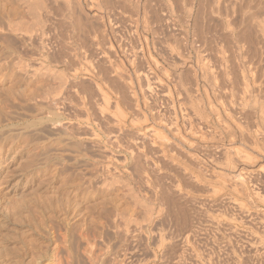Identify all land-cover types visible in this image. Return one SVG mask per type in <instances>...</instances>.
<instances>
[{"label":"rangeland","instance_id":"obj_1","mask_svg":"<svg viewBox=\"0 0 264 264\" xmlns=\"http://www.w3.org/2000/svg\"><path fill=\"white\" fill-rule=\"evenodd\" d=\"M215 3L0 0V264H264V0Z\"/></svg>","mask_w":264,"mask_h":264},{"label":"bare ground","instance_id":"obj_2","mask_svg":"<svg viewBox=\"0 0 264 264\" xmlns=\"http://www.w3.org/2000/svg\"><path fill=\"white\" fill-rule=\"evenodd\" d=\"M41 1H42V0H41ZM43 1H44V0H43ZM130 1H131V0H130ZM172 1H173V0H172ZM208 1H209V0H208ZM213 1H214V0H213ZM217 1H218V0H216L215 5L217 4ZM226 1H228V0H226ZM13 2H14V1H13ZM19 2H20V4L22 3L21 1H19ZM55 2H56V1H55ZM66 2H67V0H66ZM122 2H123V1H122ZM200 2H201V1H200ZM211 2H212V1H211ZM221 2H222V0H221ZM224 2H225V1H224ZM29 3H30V2H29ZM42 3H44V2H42ZM57 3H58V2H57ZM96 3H97V2H96ZM133 3H134V2H133ZM196 3H197V2H196ZM31 4H32V3H31ZM118 4H119V1H118ZM176 4H177V3H176ZM199 4H200V3H199ZM224 4H226V3H224ZM16 5H17V4H16ZM64 5H65V4H64ZM124 5H125V4H124ZM220 5H221V4H220ZM226 5H227V4H226ZM21 6H22V5H21ZM32 6H34V4H33ZM114 6H115V5H114ZM207 6H208V5H207ZM216 6H217V5H216ZM216 6H215V7H216ZM218 6H219V5H218ZM227 6H228V5H227ZM244 6H245V5H244ZM27 7H30V6H27ZM120 7H121V6H120ZM136 7H137V6H136ZM144 7H145V6H144ZM191 7H192V6H191ZM205 7H206V6H205ZM210 7H211V6H210ZM215 7H213V8H215ZM219 7H220V6H219ZM219 7H218V8H219ZM247 7H248V6H247ZM31 8H32V7H31ZM31 8H30V10H32L34 7H33L32 9H31ZM42 8H43V7H42ZM66 8H67V7H66ZM121 8H122V7H121ZM125 8H126V7H125ZM188 8H189V7H188ZM199 8H200V7H199ZM223 8H224V7H223ZM227 8H228V7H227ZM34 9H36V8H34ZM38 9H39V8H38ZM136 9H137V8H136ZM206 9H208V11H209V8H208V7H207ZM210 9H211V8H210ZM216 9H217V7H216ZM109 10H110V9H109ZM141 10H142V9H141ZM185 10H186V9H185ZM189 10H190V9H189ZM195 10H196V9H195ZM211 10H212V9H211ZM221 10H222V9H221ZM225 10H226V8H225ZM227 10H228V9H227ZM227 10L225 11L226 13H227ZM149 11H150V10H149ZM217 11H219V13H221L223 10L220 12V10L217 9ZM37 12H38V11H37ZM43 12H44V11H43ZM47 12H48V11H47ZM49 12H51V11H49ZM109 12H110V11H109ZM116 12H117V11H116ZM130 12H131V11H130ZM142 12H143V11H142ZM181 12H182V11H181ZM198 12H199V11H198ZM198 12H197V13H198ZM212 12H214V11L212 10ZM225 12H224V13H225ZM247 12H248V11H247ZM25 13H26V12H25ZM29 13H30V12H29ZM29 13H28V14H29ZM112 13H113V12H112ZM117 13H118V12H117ZM151 13H152V11H151ZM158 13H159V12H158ZM161 13H162V12H161ZM241 13H242V12H241ZM3 14H4V13H3ZM23 14H24V13H23ZM119 14H120V13H119ZM159 14H160V13H159ZM166 14H167V13H166ZM186 14H187V13H186ZM217 14H218V13H217ZM237 14H238V13H237ZM106 15H107V14H106ZM188 15H189V14H188ZM208 15H209V14H208ZM221 15H223V14H221ZM226 15H227V14H225L224 16H226ZM40 16H41V15H40ZM64 16H65V15H64ZM94 16H95V15H94ZM96 16H97V15H96ZM143 16H144V15H143ZM152 16H153V15H152ZM227 16H228V15H227ZM249 16H250V15H249ZM43 17H44V16H43ZM106 17H107V16H106ZM106 17H105V18H106ZM117 17H118V16H117ZM251 17H252V16H251ZM18 18H19V17H18ZM39 18H40V17H39ZM112 18H113V17H112ZM118 18H119V17H118ZM144 18H145V17H144ZM214 18H215V17H214ZM217 18H218V17H217ZM226 18H227V17H226ZM8 19H9V18H8ZM68 19H69V18H68ZM150 19H151V18H150ZM166 19H167V18H166ZM2 20H3V19H2ZM9 20H10V19H9ZM38 20H40V19H38ZM41 20H42V19H41ZM113 20H114V19H113ZM117 20H118V19H117ZM163 20H164V19H163ZM169 20H170V19H169ZM171 20H172V19H171ZM205 20H206V19H205ZM208 20H209V19H208ZM226 20H228V19H226ZM245 20H246V19H245ZM5 21H7V20H5ZM13 21H14V20H13ZM16 21H17V20H16ZM16 21H14V23H15ZM33 21H34V20H33ZM33 21H32V22H33ZM143 21H144V20H143ZM155 21H156V20H155ZM192 21H193V19H192ZM194 21H195V20H194ZM196 21H197V20H196ZM200 21H201V20H200ZM200 21H199V22H200ZM212 21H213V20H212ZM224 21H225V19H224ZM248 21H250V20H248ZM26 22H27V21H26ZM44 22H45V21H44ZM106 22H108V21H106ZM131 22H132V21H131ZM169 22H170V21H169ZM174 22H175V21H174ZM226 22H227V21H226ZM228 22H229V21H228ZM228 22H227V24H228ZM239 22H240V21H239ZM9 23H10V22H9ZM38 23H39V22H38ZM53 23H54V22H53ZM55 23H56V22H55ZM118 23H119V22H118ZM133 23H134V22H133ZM152 23H153V22H152ZM176 23H177V21H176ZM196 23H197V22H196ZM218 23H219V22H218ZM248 23H249V22H248ZM257 23H258V21H257L256 23H254V25L258 26L257 28H259V25H260V28H259V29H260V32H262V29H263V31H264V19L259 21V25H257ZM6 24H7V23H6ZM10 24H12V23H10ZM10 24H8V26H6V27H7L8 29L12 30V31H17V28H18V27H17V28H16V27L14 28V27H13L12 25H10ZM49 24H50V23H49ZM131 24H132V23H131ZM148 24H149V23H148ZM148 24H147V25H148ZM167 24H168V23H167ZM199 24H200V23H199ZM199 24H198V25H199ZM223 24H224V23H223ZM223 24H222V25H223ZM227 24H226V25H227ZM234 24H235V23H234ZM234 24H233V26H234ZM251 24H252V23H251ZM53 25H54V24H53ZM73 25H74V24H73ZM99 25H100V24H99ZM101 25H102V24H101ZM158 25H163V24H158ZM169 25H170V24H169ZM184 25H185V24H184ZM200 25H201V24H200ZM254 25H253V26H254ZM14 26H16V25H14ZM30 26H31V25H30ZM32 26H34V24H33ZM66 26H67V25H66ZM79 26H80V25H79ZM132 26H133V25H132ZM177 26H178V25H177ZM206 26H207V25H206ZM220 26H221V23H220ZM228 26H229V25H228ZM228 26H227L226 28H228ZM236 26H237V25H236ZM261 26H262V29H261ZM49 27H50V25H49ZM67 27H68V26H67ZM115 27H116V26H115ZM136 27H137V26H136ZM162 27H163V26H162ZM197 27H198V26H197ZM199 27H200V26H199ZM25 28H26V27H25ZM30 28H31V27H30ZM35 28H37V27L35 26ZM38 28H41V27L38 26ZM148 28H149V27H148ZM191 28H192V27H191ZM231 28H232V27H231ZM231 28H230V29H231ZM237 28H238V27H237ZM257 28H256V29H257ZM26 29H27V28H26ZM46 29H47V28H46ZM154 29H155V28H154ZM185 29H186V28H185ZM228 29H229V28H228ZM247 29H248V28H247ZM256 29H255V31H257ZM259 29H258V30H259ZM0 30H1V29H0ZM6 30H7V29H6ZM34 30H35V29H34ZM38 30H39V29H38ZM52 30H53V29H52ZM52 30H51V31H52ZM78 30H79V29H78ZM190 30H191V29H190ZM199 30H200V29H199ZM8 31H9V30H8ZM39 31H40V30H39ZM39 31H38V32H39ZM47 31H49V30H47ZM109 31H110V30H109ZM150 31H151V30H150ZM169 31H170V30H169ZM171 31H172V30H171ZM196 31H197V30H196ZM200 31H201V30H200ZM229 31H230V30H229ZM247 31H248V30H247ZM40 32H41V31H40ZM40 32H39V33H40ZM44 32H45V31H44ZM176 32H177V31H176ZM241 32H242V31H241ZM3 33H4V32H3ZM47 33H48V32H47ZM51 33H52V32H51ZM80 33H81V32H80ZM85 33H86V31H85ZM110 33H111V32H110ZM138 33H139V32H138ZM177 33H178V32H177ZM238 33H239V32H238ZM258 33H259V32H258ZM262 33H263V32H262ZM40 34H41V33H40ZM42 34H43V33H42ZM100 34H101V33H100ZM100 34H99V35H100ZM213 34H214V33H213ZM92 35H93V34H92ZM194 35H195V34H194ZM197 35H198V34H197ZM238 35H239V34H238ZM12 36H13V35H12ZM44 36H45V35H44ZM55 36H57V35H55ZM83 36H84V35H83ZM229 36H230V34H229ZM261 36H262V35H261ZM28 37H29V36H28ZM30 37H31V36H30ZM34 37H35V36H34ZM39 37H41V36H39ZM45 37H46V36H45ZM106 37H107V36H106ZM198 37H199V36H198ZM240 37H241V36H240ZM251 37H252V36H251ZM37 38H38V37H37ZM33 39H35V38H33ZM41 39H42V38H41ZM176 39H177V38H176ZM246 39H247V38H246ZM246 39H245V40H246ZM263 39H264V38H263ZM50 40H51V39H50ZM89 40H90V39H89ZM198 40H199V39H198ZM239 40H240V39H239ZM258 40H259V39H258ZM42 41H43V40H42ZM248 41H249V40H248ZM32 42H33V41H32ZM43 42H44V41H43ZM208 42H209V41H208ZM250 42H251V41H250ZM250 42H249V43H250ZM18 43H19V42H18ZM59 43H60V42H59ZM202 43H203V42H202ZM246 43H247V42H246ZM254 43H255V42H254ZM81 44H82V43H81ZM151 44H152V43H151ZM208 44H209V43H208ZM239 44L241 45V42H240ZM7 45H8V44H7ZM61 45H62V44H61ZM263 45H264V44H263ZM8 46H9V45H8ZM43 46H44V44H43ZM52 46H53V44H52ZM175 46H176V45H175ZM175 46H174V47H175ZM208 46H209V45H208ZM220 46H221V45H220ZM233 46H235V45H233ZM245 46H246V45H245ZM251 46H252V44H251ZM251 46L248 45V47H250V48H251ZM254 46H255V44H253L252 47H254ZM257 46H258V45H257ZM257 46H255V47H257ZM14 47H15V46H14ZM145 47H146V46H145ZM236 47H237V46H236ZM258 47H259V46H258ZM258 47H257V49H258ZM25 48H26V47H25ZM74 48H75V47H74ZM177 48H179V47H177ZM177 48H176V49H177ZM181 48H182V47H181ZM212 48H213V47H212ZM220 48H221V47H220ZM241 48H243V47H241ZM246 48H247V47H246ZM46 49H47V48H46ZM54 49H55V48H54ZM59 49H60V48H59ZM213 49H214V48H213ZM225 49H226V48H225ZM248 49H249V48H248ZM259 49H260V48H259ZM40 50H41V49H40ZM238 50H239V49H238ZM249 50H250V49H249ZM253 50H254V48H253ZM253 50H252V52H253ZM255 50H256V48H255ZM255 50H254V51H255ZM260 50H262V49H260ZM54 51H55V50H54ZM56 51H57V50H56ZM123 51H124V50H123ZM256 51H257V50H256ZM26 52H27V51H26ZM45 52H46V51H45ZM112 52H113V51H112ZM216 52H217V51H216ZM244 52H245V51H244ZM259 52H260V51H259ZM9 53H10V52H9ZM49 53H50V52H49ZM96 53H97V52H96ZM199 53H200V52H199ZM199 53H198V54H199ZM238 53H239V52H238ZM242 53H243V52H242ZM53 54H54V52H53ZM219 54H220V53H219ZM262 54H263V53H262ZM16 55H17V54H16ZM39 55H40V54H39ZM200 55H201V54H200ZM243 55H244V54H243ZM253 55H254V54H253ZM260 55H261V54H260ZM4 56H5V55H4ZM27 56H28V55H27ZM136 56H137V55H136ZM202 56H203V55H202ZM214 56H215V55H214ZM218 56H219V55H218ZM249 56H250V55H249ZM60 57H61V56H60ZM68 57H69V56H68ZM68 57H66V58H68ZM151 57H152V56H151ZM230 57H231V56H230ZM241 57H242V56H241ZM0 58H1V57H0ZM17 58L19 59V57H17ZM41 58H42V56H41ZM48 58H49V55H48ZM100 58H101V57H100ZM125 58H126V57H125ZM148 58H149V57H148ZM183 58H184V57H183ZM198 58H200V56H199ZM243 58H244V56H243ZM247 58H248V57H247ZM257 58H258V56H257ZM259 58H260V56H259ZM9 59H10V58H9ZM44 59H45V58H44ZM51 59H52V58H51ZM86 59H87V58H86ZM88 59H89V58H88ZM141 59H142V58H141ZM215 59H216V58H215ZM226 59H227V58H226ZM244 59H245V58H244ZM11 60H12V59H10V61H11ZM49 60H50V59H49ZM58 60H59V59H58ZM69 60H70V59H69ZM137 60H138V59H137ZM210 60H211V59H210ZM221 60H223V58H222ZM259 60H260V59H259ZM13 61H14V60H13ZM13 61H12V62H13ZM21 61H22V60H21ZM113 61H114V60H113ZM140 61H142V60H140ZM230 61H231V60H230ZM22 62H23V61H22ZM22 62H20V61L18 60L17 62L13 63L12 66H14V69L16 68L17 72L24 71V63H22ZM60 62H61V61H60ZM74 62H75V61H74ZM103 62H105V61H103ZM119 62H120V61H119ZM180 62H181V60H180ZM183 62H184V61H183ZM208 62H209V61H208ZM114 63H115V62H114ZM152 63H153V62H152ZM231 63H233V61H232ZM244 63H245V62H244ZM254 63H255V62H254ZM10 64H11V63H10ZM40 64H43V63H40ZM40 64H39V65H40ZM57 64H58V63H57ZM78 64H79V63H78ZM121 64H122V63H121ZM180 64H181V63H180ZM195 64H196V63H195ZM241 64H242V63H241ZM246 64H247V63H246ZM246 64H245V65H246ZM37 65H38V64H37ZM43 65H45V64H43ZM50 65H51V63H50ZM73 65H74V64H73ZM115 65H116V63H115ZM235 65H236V63H235ZM45 66H47V65H45ZM54 66H55V65H54ZM98 66H100V65H98ZM116 66H117V65H116ZM174 66H175V65H174ZM202 66H203V65H202ZM221 66H222V65H221ZM253 66H254V65H253ZM256 66H257V65H256ZM1 67H2V66H1ZM37 67H38V66H37ZM40 67H41V65H40ZM47 67H49V66H47ZM47 67H46V68H47ZM203 67H205V66H203ZM217 67H218V66H217ZM254 67H255V66H254ZM254 67H253V68H254ZM11 68H12V67H11ZM35 68H36V67H35ZM41 68L44 69L45 67L42 66ZM100 68H101V66H100ZM160 68H161V67H160ZM215 68H216V67H215ZM6 69H7V68H6ZM49 69H51V68H49ZM98 69H99V68H98ZM98 69H97V70H98ZM218 69H219V68H218ZM247 69H248V68H247ZM27 70H28V69H27ZM29 70H30V69H29ZM39 70H40V69H39ZM45 70H46V69H45ZM87 70H88V69H87ZM109 70H110V69H109ZM118 70H120V69H118ZM121 70H122V69H121ZM134 70H135V69H134ZM186 70H188V69H186ZM239 70H240V69H239ZM10 71H11V70H10ZM31 71H32V69H31ZM34 71H35V70H34ZM34 71H33V72H34ZM42 71H43V70H42ZM48 71H49V70H48V68H47V72H48ZM52 71H53V69H52ZM55 71H56V69H55ZM57 71H58V70H57ZM57 71H56V72H57ZM102 71H103V70H102ZM141 71H142V70H141ZM179 71H180V70H179ZM203 71H204V70H203ZM206 71H208V70H206ZM206 71H205V72H206ZM234 71H235V70H234ZM24 72H25V71H24ZM29 72H30V71H29ZM44 72H45V71H44ZM44 72H42V74H43ZM50 72H51V71H50ZM81 72H82V71H81ZM104 72H106V71H104ZM110 72H111V71H110ZM112 72H113V71H112ZM116 72H118V71L116 70ZM145 72H146V71H145ZM145 72H144V73H145ZM149 72H150V71H149ZM151 72H152V71H151ZM187 72H189V71H187ZM240 72H241V71H240ZM242 72H243V70H242ZM244 72H245V71H244ZM12 73H13V72H12ZM34 73H35V72H34ZM40 73H41V71H40ZM57 73H61V72H57ZM62 73H63V71H62ZM96 73L98 74V72H96ZM190 73H191V72H190ZM193 73H194V71H193ZM202 73H203V72H202ZM221 73H222V72H221ZM226 73H227V72H226ZM21 74H22V73H21ZM21 74H20V75H21ZM31 74H32V73H31ZM31 74H29V75H31ZM55 74H56V73H55ZM116 74H117V73H116ZM195 74H196V73H195ZM252 74H253V73H252ZM9 75H10V74H9ZM18 75H19V74H18ZM20 75H19V76H20ZM22 75H23V74H22ZM32 75H33V74H32ZM57 75H58V74H57ZM68 75H69V74H68ZM122 75H124V74H122ZM150 75H151V74H150ZM184 75H185V74H184ZM203 75H205V74H203ZM248 75H249V74H248ZM11 76H12V75H11ZM25 76H27L26 73H25ZM40 76H41V74H40ZM45 76H46V75H45ZM51 76H52V75H51ZM51 76L48 75L46 78H48V77L51 78ZM55 76H56V75H55ZM60 76L67 77V78H66V80H65V78L63 79V77H60ZM60 76H58V77L56 76L57 78L60 77V78L58 79V80H60V81H59V84H60V82H61L62 79L65 80V82L62 80V82H63L64 84H67V85H68L69 83L71 84V81H69L70 77L68 78V76H66V75L64 76V74H63V75H60ZM78 76H79V75H78ZM84 76H85V75H84ZM97 76H98V75H97ZM108 76H109V75H108ZM108 76H107V77H108ZM181 76H182V75H181ZM213 76H214V75H213ZM227 76H228V75H227ZM241 76H243V74H242ZM21 77H22V76H21ZM27 77H28V76H27ZM56 77H55V78L53 77L54 80L56 79ZM92 77H93V75H92ZM103 77H104V76H103ZM109 77H110V76H109ZM117 77H118V76H117ZM143 77H144V76H143ZM179 77H180V76H179ZM188 77H189V75H188ZM195 77H196V76H195ZM195 77H194V78H195ZM228 77H229V76H228ZM12 78H13V77H12ZM14 78H15V77H14ZM61 78H62V79H61ZM77 78H78V77H77ZM97 78H98V77H97ZM171 78H172V77H171ZM192 78H193V77H192ZM201 78H202V77H201ZM243 78H245V76H243ZM17 79H18V77H17ZM32 79H33V78H32ZM98 79H99V78H98ZM130 79H131V78H130ZM177 79H178V78H177ZM189 79H190V78H189ZM245 79H246V78H245ZM54 80H53V81H54ZM58 80H56V81L58 82ZM72 80H73V79H72ZM144 80H145V79H144ZM149 80H150V79H149ZM208 80H209V79H208ZM212 80H213V79H212ZM232 80H233V79H232ZM43 81H44V80H43ZM175 81H176V80H175ZM175 81H174V82H175ZM195 81H196V80H195ZM229 81H231V80H229ZM27 82H28V81H27ZM51 82H52V81H51ZM124 82H125V81H124ZM190 82H191V81H190ZM190 82H189V83H190ZM192 82H193V81H192ZM213 82H214V81H213ZM233 82H234V81H233ZM245 82L247 83V81H245ZM245 82H244V85H247L248 83L245 84ZM38 83H39V82H38ZM54 83H56V82H54ZM78 83H79V82H78ZM152 83H153V82H152ZM155 83H156V82H155ZM185 83H186V82H185ZM209 83H210V82H209ZM26 84H27V83H26ZM40 84H41V83H40ZM70 84H69V85H70ZM116 84H117V83H116ZM121 84H122V83H121ZM148 84H149V83H148ZM148 84H147V85H148ZM153 84H154V83H153ZM194 84H195V83H194ZM207 84H208V83H207ZM108 85H109V84H108ZM111 85H112V84H111ZM155 85H156V84H155ZM178 85H179V84H178ZM190 85H191V84H190ZM208 85H209V84H208ZM237 85H238V84H237ZM244 85H243V86H244ZM27 86H28V85H27ZM37 86H38V85H37ZM37 86H36V87H37ZM42 86H43V84H42ZM61 86H62V84H61ZM63 86H64V85H63ZM118 86H119V85H118ZM121 86H122V85H121ZM152 86H154V85H152ZM192 86H193V85H192ZM198 86H199V85H198ZM201 86H202V85H201ZM38 87H39V86H38ZM40 87H41V86H40ZM40 87H39V88H40ZM53 87H54V86H53ZM56 87H57V86H56ZM94 87H95V86H94ZM116 87H117V86H116ZM124 87H125V86H124ZM126 87H127V86H126ZM208 87H209V86H208ZM210 87H211V86H210ZM10 88H11V87H10ZM42 88H43V87H42ZM47 88H49V87H47ZM188 88H189V87H188ZM204 88H205V87H204ZM212 88H213V86H212ZM220 88H221V87H220ZM51 89H53V88H51ZM57 89H58V88H57ZM57 89H54V91H57ZM114 89H115V88H114ZM182 89H183V88H182ZM247 89H248V88H247ZM247 89H246V90H247ZM43 90H44V89H43ZM43 90H42V91H43ZM47 90H48V89H47ZM58 90H59V89H58ZM203 90H204V89H203ZM215 90H216V89H215ZM248 90H249V89H248ZM45 91H46V90H45ZM49 91L51 92V90H49ZM65 91H67V90H65ZM78 91H79V90H78ZM85 91H86V90H85ZM90 91H93V90H90ZM122 91H124V90H122ZM166 91H167V90H166ZM171 91H172V90H171ZM221 91H222V90H221ZM255 91H256V89H255ZM262 91H263V90H262ZM39 92H40V91H39ZM39 92H38V93H39ZM47 92H48V91H47ZM59 92H60V91H59ZM113 92H114V91H113ZM124 92H125V91H124ZM136 92H137V91H136ZM163 92H164V91H163ZM179 92H180V91H179ZM183 92H184V91H183ZM195 92H197V91H195ZM45 93H46V92H45ZM62 93H64V92H62ZM62 93H61V94H62ZM66 93H67V92H66ZM68 93H70V92H68ZM87 93H88V92H87ZM175 93H176V92H175ZM254 93H255V92H254ZM256 93H257V92H256ZM262 93H263V92H262ZM15 94H16V93H15ZM51 94H52V93H51ZM56 94H57V93H56ZM64 94H65V93H64ZM161 94H162V93H161ZM249 94H250V92H249ZM32 95H33V94H32ZM45 95H46V94H45ZM45 95H44V97H45ZM49 95H50V94H48V96H49ZM57 95H59V94H57ZM57 95L54 96V95L52 94V96H49V97H47V98L52 97V98L54 99V97L57 98ZM65 95H66V94H65ZM67 95H68V94H67ZM175 95H176V94H175ZM224 95H225V94H224ZM246 95H247V94H246ZM30 96H31V94H30ZM61 96H62V95H61ZM76 96H77V95H76ZM97 96H98V95H97ZM121 96H122V94H121ZM186 96H187V95H186ZM186 96H185V97H186ZM240 96H241V95H240ZM253 96H254V95H253ZM255 96H256V95H255ZM255 96H254V97H255ZM39 97H40V96H38V98H39ZM41 97H42V96H41ZM73 97H74V96H73ZM89 97H90V96H89ZM126 97H128V96H126ZM179 97H180V96H179ZM218 97H219V96H218ZM17 98H18V97H17ZM31 98H32V97H31ZM56 98H55V100H54L55 102L58 101V100L56 101ZM62 98H63V97H62ZM91 98H92V97H91ZM120 98H121V97H120ZM142 98H143V97H142ZM208 98H209V97H208ZM233 98H234V96H233ZM244 98H245V97H244ZM33 99L35 100V98H33ZM45 99H46V98H45ZM76 99H78V98H76ZM98 99H99V98H98ZM123 99H124V98H123ZM161 99H162V98H161ZM164 99H165V98H163V100H164ZM186 99H187V98H186ZM242 99H243V98H242ZM246 99H247V97H246ZM259 99H260V98H259ZM17 100H18V99H17ZM41 100H43V99H41ZM51 100H52V99H51ZM137 100H138V99H137ZM182 100H183V99H182ZM215 100H216V99H215ZM252 100H253V98H252ZM263 100H264V99H263ZM6 101H7V100H6ZM52 101H53V100H52ZM124 101H125V100H124ZM127 101H129V100H127ZM177 101H178V100H177ZM184 101H185V100H184ZM197 101H198V100H197ZM46 102H47V101H46ZM55 102H54V104H55ZM60 102H61V101H60ZM111 102H112V101H111ZM189 102H190V101H189ZM254 102H255V101H254ZM32 103H33V102H32ZM41 103H42V102H41ZM43 103H44V102H43ZM84 103H85V102H84ZM177 103H178V102H177ZM220 103H221V102H220ZM223 103H224V102H223ZM235 103H236V102H235ZM57 104H59V103H57ZM64 104H65V103H64ZM64 104L62 103L61 106L63 107ZM165 104H166V103H165ZM179 104H180V103H179ZM210 104H211V103H210ZM129 105H130V104H129ZM138 105H139V104H138ZM177 105H178V104H177ZM228 105H229V104H228ZM53 106H54V105H53ZM127 106H128V105H127ZM238 106H239V105H238ZM250 106H251V105H250ZM252 106H253V105H252ZM255 106H256V105H255ZM56 107H59V106H56ZM64 107H65V106H64ZM90 107H91V106H90ZM132 107H133V106H132ZM146 107H147V106H146ZM168 107H169V106H168ZM177 107H178V106H177ZM258 107H259V106H258ZM59 108H60V107H59ZM127 108H128V107H127ZM144 108H145V107H144ZM185 108H186V107H185ZM237 108H238V107H237ZM57 109H58V108H57ZM121 109H122V108H121ZM134 109H135V108H134ZM194 109H195V108H194ZM257 109H258V108H257ZM261 109H262V108L260 107L259 113H261V112L263 111V110L261 111ZM162 110H163V109H162ZM186 110H187V109H186ZM218 110H219V108H218ZM248 110H249V109H248ZM124 111H125V110H124ZM201 111H202V110H201ZM214 111H215V110H214ZM214 111H213V112H214ZM228 111H229V110H228ZM241 111H242V110H241ZM257 111H258V110H257ZM260 111H261V112H260ZM65 112H66V111H65ZM163 112H164V111H163ZM187 112H188V111H187ZM245 112H246V111H245ZM255 112H256V111H255ZM77 113H78V112H77ZM79 113H80V112H79ZM179 113H180V112H179ZM224 113H225V112H224ZM252 113H253V112H252ZM67 114H68V113H67ZM176 114H177V113H176ZM199 114H200V113H199ZM202 114H203V113H202ZM205 114H206V113H205ZM205 114H204V116H205ZM217 114H218V113H217ZM68 115H69V114H68ZM226 115H227V114H226ZM236 115H237V114H236ZM244 115H245V114H244ZM263 115H264V113H263ZM263 115H262V116H263ZM145 116H146V114H145ZM194 116H195V115H194ZM218 116H219V118H220V115H218ZM72 117H73V116H72ZM95 117H96V116H95ZM95 117H94V118H95ZM229 117H230V115H229ZM229 117H228V120H229ZM233 117H234V116H233ZM259 117H260L259 119L262 118L261 116H259ZM109 118H112V117H109ZM154 118H155V117H154ZM189 118H190V117H189ZM204 118H205V117H204ZM240 118H241V117H240ZM129 119H130V118H129ZM215 119H216V118H215ZM233 119H234V118H233ZM250 119H251V118H250ZM262 119H263V118H262ZM142 120H143V119H142ZM145 120H146V119H145ZM150 120H151V119H150ZM189 120H190V119H189ZM236 120H237V119H236ZM107 121H108V120H107ZM112 121H113V120H112ZM116 121H117V120H116ZM128 121H129V120H128ZM161 121H162V120H161ZM259 121H260V120H259ZM147 122H148V121H147ZM162 122H163V121H162ZM189 122H190V121H189ZM232 122H233V121H232ZM262 122H263V121L261 120L260 123H262ZM58 123H59V122H58ZM73 123H74V122H73ZM220 123H221V122H220ZM238 123H240V122H238ZM255 123H257V122H255ZM153 124H154V123H153ZM155 124H156V123H155ZM158 124H159V123H158ZM193 124H194V123H193ZM193 124H192V125H193ZM217 124H219V123H217ZM222 124H223V123H222ZM149 125H150V124H149ZM151 125H152V124H151ZM160 125H161V124H160ZM196 125H197V124H196ZM200 125H201V124H200ZM262 125H263V124H262ZM60 126H61V125H60ZM147 126H148V125H147ZM161 126H162V125H161ZM163 126H164V125H163ZM177 126H178V125H177ZM204 126H205V125H204ZM214 126H215V125H214ZM239 126H240V124H239ZM256 126H257V125H256ZM51 127H52V126H51ZM114 127H115V126H114ZM154 127H155V126H154ZM164 127H165V126H164ZM200 127H201V126H200ZM236 127H237V125H236ZM242 127H243V126H242ZM52 128H53V127H52ZM62 128H63V127H62ZM71 128H72V127H71ZM104 128H105V127H104ZM104 128H103V129H104ZM108 128H109V127H108ZM152 128H153V127H152ZM152 128H151V130H153V133H154V129H152ZM156 128H157V127H156ZM179 128H180V127H179ZM192 128H193V127H192ZM195 128H196V127H195ZM226 128H227V127H226ZM230 128H233V127H229V129H230ZM239 128H240V127H239ZM10 129H11V128H10ZM12 129H14V128H12ZM54 129H55V128H54ZM74 129H75V128H74ZM79 129H80V128H79ZM109 129H110V128H109ZM157 129H158V128H157ZM223 129H224V128H223ZM60 130H61V128H60ZM81 130H82V128H81ZM115 130H116V128H115ZM144 130H145V129H144ZM158 130H160V129H158ZM196 130H198V129H196ZM200 130H202V129H200ZM232 130H233V129H232ZM232 130H230V132H231ZM240 130L242 131V129H238V131H239V134H238V135L241 136V135H243V134H244V135L246 134L247 137H248V134H249V133H248V134L245 133V132H244V131H245L244 129H243V130H244L243 133H242ZM103 131H104V130H103ZM129 131H130V130H129ZM145 131H146V132H145L146 134H149V132H148L147 130H145ZM175 131H176V130H175ZM223 131H224V130H223ZM238 131H237V133H238ZM77 132H78V131H77ZM79 132H80V131H79ZM113 132H114V131H113ZM116 132H117V130H116ZM116 132H115V133H116ZM147 132H148V133H147ZM159 132H160V131H159ZM188 132H189V131H188ZM202 132H203V131H202ZM226 132H227V131H226ZM261 132H262V131H261ZM123 133H124V132H123ZM141 133H142V132H141ZM178 133H179V132H178ZM214 133H216V132H214ZM224 133H225V132H224ZM231 133H232V132H231ZM233 133H234V132H233ZM253 133H254V131H253ZM255 133H256V132H255ZM255 133H254V134H255ZM259 133H260V132H259ZM15 134H16V133H15ZM162 134H163V133H162ZM234 134H235V133H234ZM138 135H139V132H138ZM143 135H144V136H143ZM190 135H191V134H190ZM190 135H189V136H190ZM200 135H201V134H200ZM216 135H217V134H216ZM246 135H245V137H246ZM255 135H256V134H255ZM110 136H111V135H110ZM142 136L145 138L146 135L143 133ZM142 136H140V137H142ZM174 136H175V135H174ZM193 136H194V135H193ZM263 136H264V135H263ZM140 137H139V139H140ZM164 137H165V135H164ZM196 137H197V136H196ZM202 137H203V135H202ZM218 137H219V136H218ZM251 137H252V136H251ZM257 137H258V136H257ZM261 137H262V136H261ZM261 137H260V138H261ZM158 138H159V137H158ZM206 138H207V137H206ZM214 138H215V137H214ZM220 138H221V137H220ZM231 138H232V137H231ZM241 138H242V137H241ZM243 138H244V136H243ZM252 138H253V137H252ZM252 138H251V139H252ZM108 139H109V138H108ZM148 139H149V138H148ZM155 139H156V137H155ZM159 139H160V138H159ZM161 139H162V138H161ZM223 139H224V138H223ZM245 139H246V138H245ZM60 140H61V139H60ZM142 140H143V139H142ZM145 140H146V139H145ZM150 140H151V139H150ZM156 140H158V139H156ZM194 140H195V139H194ZM220 140H221V139H220ZM247 140H248V139H247ZM253 140H254V139H253ZM257 140H258V139H257ZM146 141H148V140H146ZM158 141H159V140H158ZM229 141H230V140H229ZM241 141H242V139H241ZM249 141H250V139H249ZM251 141H252V140H251ZM255 141H256V140H255ZM120 142H121V141H120ZM161 142H162V141H161ZM227 142H228V141H227ZM80 143H81V142H80ZM83 143H84V142H83ZM149 143H150V142H149ZM166 143H167V142H166ZM247 143H248V142H247ZM253 143H254V142H253ZM91 144H92V143H91ZM151 144H152V143H151ZM167 144H168V143H167ZM170 144H171V143H170ZM170 144H169V145H170ZM205 144H206V143H205ZM251 144H252V143H251ZM140 145H142V144H140ZM145 145H146V143H145ZM175 145H176V144H175ZM231 145H232V144H231ZM255 145H256V144H255ZM132 146H133V145H132ZM148 146H149V145H148ZM213 146H214V145H213ZM146 147H147V146H146ZM155 147H156V146H155ZM155 147H154V148H155ZM215 147H216V148H217V147H220V145H216ZM228 147H229V146H228ZM249 147H250V146H249ZM253 147H254V146H253ZM140 148H141V146H140ZM176 148H177V147H176ZM216 148H215V149H216ZM222 148H223V147H220L221 151H223ZM230 148H232V147H230ZM255 148H256V147H255ZM255 148H254V150H255ZM84 149H85V148H84ZM149 149H150V148H149ZM156 149H157V148H156ZM156 149H155V150H156ZM170 149H171V147H170ZM170 149H169V150H170ZM220 149H219V150H220ZM232 149H233V148H232ZM238 149H239V148H238ZM75 150H76V149H75ZM85 150H86V149H85ZM151 150H153V149H151ZM151 150H150V151H151ZM158 150H159V149H158ZM167 150H168V149H167ZM171 150H172V149H171ZM175 150H176V149H175ZM216 150H217V149H216ZM224 150H225V149H224ZM87 151H88V150H87ZM91 151H92V150H91ZM99 151H100V150H99ZM161 151H162V150H161ZM180 151H181V150H180ZM180 151H179V152H180ZM189 151H190V150H189ZM210 151H211V150H210ZM148 152H149V150H148ZM185 152H186V151H185ZM185 152H184V153H185ZM218 152H220V151H218ZM224 152H225V151H224ZM227 152H228V151H227ZM256 152H257V150H256ZM140 153H141V152H140ZM159 153H160V152H159ZM162 153H163V152H162ZM189 153H190V152H189ZM243 153H244V151H243ZM258 153H259V152H258ZM260 153H261V151H260ZM147 154H148V153H147ZM180 154H181V153H180ZM224 154H226V153H224ZM238 154H239V153H238ZM141 155H142V154H141ZM247 155H248V154H247ZM157 156H158V155H157ZM157 156H156V157H157ZM173 156H174V155H173ZM196 156H197V155H196ZM205 156H206V155H205ZM210 156H211V155H210ZM223 156H224V155H223ZM233 156H234V153H233ZM236 156H237V155H236ZM159 157H160V156H159ZM185 157H186V156H185ZM239 157H240V161H244V159H243L244 157H245V158H249L250 156L247 157L246 155L241 154ZM252 157H253V156H252ZM255 157H256V155H255ZM134 158H135V157H134ZM137 158H138V157H137ZM186 158H188V156H187ZM189 158H190V157H189ZM208 158H209V157H208ZM210 158H211V157H210ZM235 158H236V157H235ZM145 159H146V158H145ZM166 159H167V157H166ZM166 159H165V160H166ZM193 159H194V158H193ZM198 159H199V158H198ZM198 159H197V160H198ZM255 159H258V158H255ZM259 159H260V158H259ZM111 160H112V159H111ZM141 160H142V157H141ZM160 160H161V159H160ZM163 160H164V159H163ZM168 160H169V159H168ZM172 160H173V159H172ZM195 160H196V159H195ZM230 160H231V159H230ZM236 160H237V159H236ZM137 161H138V160H137ZM226 161H227V160H226ZM232 161H233V160H232ZM246 161H247V160H246ZM249 161H250V159H249ZM132 162H133V161H132ZM134 162H135V161H134ZM147 162H148V161H147ZM172 162H174V161H172ZM244 162H245V161H244ZM148 163H149V162H148ZM148 163H147V164H148ZM161 163H162V162H161ZM194 163H195V161H194ZM197 163H198V162H197ZM197 163H196V164H197ZM211 163H213V162H211ZM231 163H232V162H231ZM247 163H248V162H247ZM252 163H253V161H252ZM122 164H123V163H122ZM138 164H139V163H138ZM140 164H141V163H140ZM151 164H152V163H151ZM244 164H245V163H244ZM249 164H251V162H250ZM112 165H113V164H112ZM166 165H167V164H166ZM173 165H174V164H173ZM245 165H246V164H245ZM102 166H103V165H102ZM170 166H171V165H170ZM178 166H179V165H178ZM198 166H199V165H198ZM221 166H222V165H221ZM226 166H227V164H226ZM231 166H232V165H231ZM248 166H249V165H248ZM260 166H261V165H260ZM98 167H99V166H98ZM148 167H149V166H148ZM190 167H191V166H190ZM241 167H242V166H241ZM225 168H226V167H225ZM200 169H201V168H200ZM230 169H231V168H230ZM232 169H233V168H232ZM248 169H249V168H248ZM121 170H122V169H121ZM154 170H155V169H154ZM100 171H101V170H100ZM115 171H116V170H115ZM130 171H131V170H130ZM178 171H179V170H178ZM243 171H244V170H243ZM189 172H190V171H189ZM241 172H242V171H241ZM108 173H109V172H108ZM108 173H107V174H108ZM138 173L140 174L141 172H138ZM193 173H194V172H193ZM213 173H214V172H213ZM218 173H219V172H218ZM221 173H222V172H221ZM224 173H225V172H224ZM229 173H230V172H229ZM239 173H240V172H239ZM256 173H257V171H256ZM263 173H264V172H263ZM188 174H189V173H188ZM243 174H245V172H243ZM249 174H251V173H249ZM253 174H254V173H253ZM151 175H152V174H151ZM189 175H190V174H189ZM195 175H196V174H195ZM82 176H83V175H82ZM121 176H123V175H121ZM124 176H125V175H124ZM140 176H141V175H140ZM222 176H223V175H222ZM239 176H240V175H239ZM246 176H248V175H246ZM246 176H244V177H246ZM116 177H117V176H116ZM195 177H196V176H195ZM209 177H210V176H209ZM227 177H228V176H227ZM234 177H235V176H234ZM237 177H238V176H237ZM240 177H241V176H240ZM248 177H250V176H248ZM131 178H132V177H131ZM190 178H192V177H190ZM213 178H214V177H213ZM242 178H243V177H242ZM256 178H257V177H256ZM87 179H88V178H87ZM92 179H93V178H92ZM120 179H121V178H120ZM123 179H125V178H123ZM232 179H233V178H232ZM232 179H230V180H232ZM234 179H235V178H234ZM258 179H259V178H258ZM258 179H257V180H258ZM114 180H115V178H114ZM139 180H140V179H139ZM139 180H137V181H139ZM152 180H153V179H152ZM188 180H189V178H188ZM237 180H238V181H237ZM237 180H236L237 182H236L235 184H237V183L239 182V184L241 185L242 183L240 182V180H239V179H237ZM253 180H254V179H253ZM117 181H118V180H117ZM123 181H124V180H123ZM134 181H135V180H134ZM251 181H252V180H251ZM97 182H98V181H97ZM220 182H221V181H220ZM233 182H235V181L233 180ZM84 183H85V182H84ZM153 183H154V182H153ZM172 183H173V182H172ZM247 183H248V182H247ZM100 184H101V183H100ZM119 184H121V183H119ZM229 184H230V183H229ZM83 185H84V184H83ZM93 185H94V184H93ZM106 185H107V184H106ZM126 185H127V184H126ZM140 185H141V184H140ZM81 186H82V185H81ZM121 186H122V185H121ZM230 186H231V185H230ZM238 186H239V185H238ZM100 187H101V186H100ZM123 187H124V186H123ZM208 187H209V186H208ZM251 187H252V186H251ZM159 188H160V187H159ZM210 188H211V187H210ZM236 188H237V186H236ZM239 188H240V187H239ZM244 188H245V187H244ZM92 189H93V188H92ZM111 189H112V188H111ZM119 189H120V187H119ZM131 189H132V188H131ZM167 189H168V188H167ZM170 189H171V188H170ZM94 190H95V189H94ZM148 190H149V189H148ZM245 190H246V189H245ZM255 190H256V189H255ZM126 191H127V190H126ZM129 191H130V190H129ZM129 191H128V192H129ZM151 191H152V190H151ZM137 192H138V191H137ZM153 192H154V191H153ZM243 192H244V191H243ZM99 193H100V191H99ZM121 193H123V192H121ZM139 193H140V192H139ZM161 193H162V192H161ZM128 194H129V193H128ZM143 194H144V193H143ZM105 195H106V194H105ZM141 195H142V194H141ZM149 195H150V194H149ZM151 195H152V194H151ZM163 195H164V194H163ZM168 195H169V194H168ZM183 195H184V194H183ZM100 196H101V195H100ZM158 196H159V194H158ZM131 197H132V195H131ZM137 197H138V196H137ZM143 197H144V196H143ZM168 197H169V196H168ZM222 197H223V196H222ZM246 197H247V196H246ZM126 198H127V197H126ZM144 198H145V197H144ZM144 198H143V199H144ZM227 198H228V197H227ZM227 198H226V199H227ZM247 198H248V197H247ZM130 199H131V198H130ZM141 199H142V198H141ZM141 199H139V202H140ZM135 200H136V199H135ZM145 200H148V199H145ZM164 200H165V198H164ZM141 201H142V200H141ZM184 201H186V200H184ZM130 202H131V201H130ZM132 202H133V201H132ZM160 203H161V202H160ZM160 203H159V204H160ZM249 203H250V202H249ZM133 204H134V205H133ZM133 204H132L133 206L136 205L135 202H134ZM139 204H140V203H139ZM169 205H170V204H169ZM128 206H129V205H128ZM140 206H141V205H140ZM143 206H144V205H143ZM151 206H152V205H151ZM171 206H172V205H171ZM145 207H146V206H145ZM228 207H229V206H228ZM236 207H237V206H236ZM106 208H107V207H106ZM110 208H111V207H110ZM139 208H140V207H139ZM146 208H147V207H146ZM158 208H159V207H158ZM170 208H171V207H170ZM98 209H99V207H98ZM104 209H105V208H104ZM183 209H184V208H183ZM227 209H228V208H227ZM109 210H110V209H109ZM111 210H112V209H111ZM148 210H149V209H148ZM151 210H152V209H151ZM155 210H156V209H155ZM184 210H185V209H184ZM119 211H120V210H119ZM121 211H122V210H121ZM240 211H241V210H240ZM111 212H112V211H111ZM114 212H115V211H114ZM145 212H147V211H145ZM182 212H183V211H182ZM228 212H229V211H228ZM147 213H148V212H147ZM154 213H155V212H154ZM173 213H174V212H173ZM173 213H172V214H173ZM260 213H261V212H260ZM149 214H150V213H149ZM149 214H148V215H149ZM117 215H118V214H117ZM148 215H147V216H148ZM228 215H229V214H228ZM121 216H122V214H121ZM126 216H127V215H126ZM126 216L124 215V217H126ZM112 217H113V216H112ZM119 217H120V215H119ZM119 217H116V218L118 219ZM149 217H150V216H149ZM149 217H148V218H149ZM248 217H250V216H248ZM121 218H122V217H121ZM131 218H132V217H131ZM145 218H146V217H145ZM107 219H108V218H107ZM109 219H110V218H109ZM128 219H129V218H128ZM182 219H183V218H182ZM238 219H239V218H238ZM121 220H124V219H121ZM145 220H146V219H145ZM255 220H256V219H255ZM109 221H110V220H109ZM117 221H119V220H117ZM124 221H125V220H124ZM127 221H128V220H127ZM130 221H131V220H130ZM130 221H128V222H130ZM248 221H249V220H248ZM242 222H243V221H242ZM110 223H111V222H110ZM116 223H117V222H116ZM116 223H115V225H116ZM132 223H133V222H132ZM136 223H137V222H136ZM262 223H263V222H262ZM121 224L124 225L125 223H124V224L121 223ZM140 224H141V223H140ZM188 224H189V223H188ZM112 225H113V224H112ZM118 225H119V224H118ZM118 225H117V226H118ZM122 225H119V227L122 226ZM138 225H139V223H138ZM182 225H183V223H182ZM251 225H252V224H251ZM72 226H73V225H72ZM124 226H125V225H124ZM128 226H129V224H128ZM132 226H133V225H132ZM132 226H131V227H132ZM230 226H231V225H230ZM133 227H134V226H133ZM125 228H126V227H125ZM125 228H124V229H125ZM136 228H137V227H136ZM228 228H229V227H228ZM191 229H192V228H191ZM258 229H259V228H258ZM70 230H72V229H70ZM88 230H89V229H88ZM121 230H123V229H121ZM138 230H139V228H138ZM140 230H141V229H140ZM125 231H127V230H125ZM134 231H135V230H134ZM187 231H188V230H187ZM241 231H242V230H241ZM259 231H260V230H259ZM132 232H133V231H132ZM138 232H140V231H138ZM88 233H89V232H88ZM98 233H99V232H98ZM86 234H87V233H86ZM99 234H100V233H99ZM194 234H195V233H194ZM230 234H231V233H230ZM241 234H242V232H241ZM94 235H95V233H94ZM244 235H245V234H244ZM83 236H84V235H83ZM120 236H121V235H120ZM186 236H187V235H186ZM216 236H217V235H216ZM231 236H232V235H231ZM53 237H54V236H53ZM101 237H102V236H101ZM123 237H124V236H123ZM191 237H192V236H191ZM116 238H117V237H116ZM225 238H226V237H225ZM245 238H246V237H245ZM72 239H73V238H72ZM89 239H90V237H89ZM102 239H103V238H102ZM105 239H106V237H105ZM76 240H77V239H76ZM87 240H88V239H87ZM189 240H190V239H189ZM218 240H219V239H218ZM232 240H233V239H232ZM73 241H74V240H73ZM83 241H86V240H83ZM88 241H89V240H88ZM92 241H93V240H92ZM118 241H119V240H118ZM78 242H79V241H78ZM183 242H184V241H183ZM90 243H91V242H90ZM219 243H220V242H219ZM80 244H82V243H80ZM80 244H79V245H80ZM86 244L88 245L89 243H86ZM96 244H97V243H96ZM96 244H95V245H96ZM98 244H99V243H98ZM166 244H167V243H166ZM90 245H91V244H90ZM99 245H100V244H99ZM84 246H85V245H84ZM93 246H94V245H93ZM165 246H166V245H165ZM216 246H217V245H216ZM226 246H227V245H226ZM243 246H244V245H243ZM90 247H91V246H90ZM214 247H215V246H214ZM78 248H79V247H78ZM93 248H94V247H93ZM223 248H224V247H223ZM238 248H239V247H238ZM241 248H242V247H241ZM83 249H84V248H83ZM89 249H90V248H89ZM113 249H114V248H113ZM86 250H88V249H86ZM103 250H104V249H103ZM261 250H262V249H261ZM261 250H260V251H261ZM121 251H122V250H121ZM223 251H225V250H223ZM236 251H237V250H236ZM129 253H130V252H129ZM212 253H213V252H212ZM260 253H261V252H260ZM95 254H96V253H95ZM101 254H102V253H101ZM222 254H223V253H222ZM89 255H92V254H89ZM93 255H94V253H93ZM66 256H68V255H66ZM130 256H131V255H130ZM178 256H179V255H178ZM74 257H75V256H74ZM99 257H100V256H99ZM119 257H120V256H119ZM67 258H68V257H67ZM94 258H95V257H94ZM97 258H98V257H97ZM208 258H209V257H208ZM208 258H207V259H208ZM251 258H252V257H251ZM261 258H262V257H261ZM95 259H96V258H95ZM105 259H106V258H105ZM214 259H215V258H214ZM92 260H93V259H92ZM127 260H128V259H127ZM222 260H223V259H222ZM254 260H255V259H254ZM89 261H90V260H89ZM97 261H98V260H97ZM107 261H108V260H107ZM176 261H177V260H176ZM242 261H243V260H242ZM256 261H257V260H256ZM56 262H57V261H56ZM62 262H63V261H62ZM96 263H97V262H96ZM206 263H207V262H206ZM243 263H244V262H243ZM73 264H74V263H73Z\"/></svg>","mask_w":264,"mask_h":264}]
</instances>
